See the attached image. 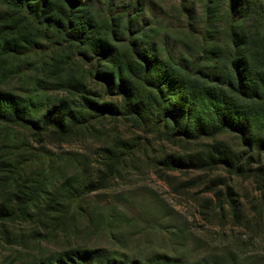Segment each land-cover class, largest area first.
<instances>
[{
	"label": "rangeland",
	"instance_id": "rangeland-1",
	"mask_svg": "<svg viewBox=\"0 0 264 264\" xmlns=\"http://www.w3.org/2000/svg\"><path fill=\"white\" fill-rule=\"evenodd\" d=\"M230 1L233 13L228 10ZM91 3L98 30L104 34L114 32L113 44L119 54L128 53L132 39L141 37L157 44L163 55L166 43L174 51L191 50L198 56V44H209L210 40L221 46L217 49L221 53L228 25L235 20L246 32V42L252 50L257 42L264 46V0ZM207 4L215 12L208 11ZM25 29L21 28V35L29 32ZM72 52L67 46L60 48L45 40L39 45H26L21 55L0 61V87L35 103L34 116L68 100L77 104L74 95L49 87L57 78L68 74L84 76L90 70ZM252 53L248 58L256 64L258 56ZM252 79L264 87V73H253ZM260 89L264 94V88ZM262 105L264 98L257 104ZM249 106L251 113L256 105ZM70 108L77 110V106ZM129 118H95L77 135H48L56 145L50 148L56 159L42 188L49 193H42L43 203L24 218L16 217L17 211L0 220V264H71L67 252L73 248L103 249L98 261L105 262L109 256L120 264H133V260L135 264H147L151 259L150 264H160L155 259L160 253L182 256L185 263L193 264L214 248L225 253L233 249L243 254L235 264H264L262 176L173 165L172 156L179 152L196 155L199 145L181 147L175 137L164 135L161 123L140 125ZM15 134L20 137L24 131L9 130L7 139ZM7 139L0 135V154L4 153ZM232 141L235 142L229 138L230 144ZM183 157L187 162L189 156ZM42 163L41 159L26 167L27 186L34 185L31 180ZM89 186L97 187L77 199L76 206L62 191H83ZM18 192L12 188L4 198ZM229 198L238 202L240 212L245 210V219L222 214L221 208H228ZM239 219L243 226L233 224ZM60 258L64 262L60 263Z\"/></svg>",
	"mask_w": 264,
	"mask_h": 264
},
{
	"label": "trees",
	"instance_id": "trees-1",
	"mask_svg": "<svg viewBox=\"0 0 264 264\" xmlns=\"http://www.w3.org/2000/svg\"><path fill=\"white\" fill-rule=\"evenodd\" d=\"M228 7L233 13L231 1ZM207 9L212 10L210 4ZM21 28L29 32L21 35ZM108 33L111 37L105 35ZM105 34L98 30L91 0H0V61L19 56L26 45L45 40L72 49L74 57L90 69L84 76L68 74L50 82L51 89L74 95L77 104L61 102L40 116L32 114L36 104L30 99L25 101L0 87V135L7 139L9 130L24 131L20 137L15 134L5 140L4 153L0 154V220L17 211L16 217L24 218L43 203L42 193H49L42 188L56 159L50 149L56 148L48 139L50 133L57 137L77 135L90 120L106 116H129L140 125L161 123L164 135L175 137L181 147L199 145L196 155L179 152L172 156L173 165L224 169L233 175H261L264 179V106H257L264 98L260 89L264 87L252 79L253 73H264V46L257 42L252 50L236 20L228 25L221 53L217 50L221 46L213 40L209 44L202 41L196 48L198 56L191 50L174 51L166 43L163 55L157 44L143 37L133 38L129 52L119 54L113 44L114 32ZM252 52L258 56L256 64L248 58ZM249 105H256L251 113ZM229 138L235 142L230 144ZM183 156H189L187 162ZM41 159V169L31 180L34 185L27 186L26 167ZM95 187L62 191L76 206V200ZM12 188L19 192L4 198ZM226 201L228 208H221L223 215L245 219V210L240 212L238 202L232 198ZM218 219L220 223V216ZM241 219L233 224L243 226ZM102 251L73 248L67 253L71 264H120L109 256L105 262L98 261ZM242 255L233 249L225 253L214 248L193 264H235ZM155 257L160 264H188L182 256L160 253ZM59 261L64 262L63 258Z\"/></svg>",
	"mask_w": 264,
	"mask_h": 264
}]
</instances>
